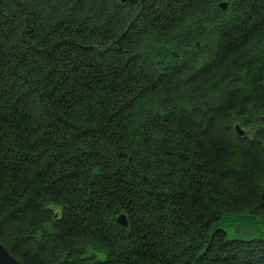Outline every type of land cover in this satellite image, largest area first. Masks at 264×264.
I'll return each mask as SVG.
<instances>
[{
  "label": "trees",
  "instance_id": "16d2710c",
  "mask_svg": "<svg viewBox=\"0 0 264 264\" xmlns=\"http://www.w3.org/2000/svg\"><path fill=\"white\" fill-rule=\"evenodd\" d=\"M263 118L264 0H0V245L264 264Z\"/></svg>",
  "mask_w": 264,
  "mask_h": 264
},
{
  "label": "water",
  "instance_id": "95a60500",
  "mask_svg": "<svg viewBox=\"0 0 264 264\" xmlns=\"http://www.w3.org/2000/svg\"><path fill=\"white\" fill-rule=\"evenodd\" d=\"M121 3L130 2L131 0H118ZM225 5H220L221 9H225ZM264 120V118H263ZM235 132L238 137H244V132L240 129L239 126H235ZM117 223L123 227L127 228L128 223L125 215H120L117 218ZM238 225V230L234 238H255L264 236V220L263 219H249L244 218L240 221L233 222ZM0 264H21L15 260L7 250L0 245Z\"/></svg>",
  "mask_w": 264,
  "mask_h": 264
},
{
  "label": "rangeland",
  "instance_id": "374dc122",
  "mask_svg": "<svg viewBox=\"0 0 264 264\" xmlns=\"http://www.w3.org/2000/svg\"><path fill=\"white\" fill-rule=\"evenodd\" d=\"M242 219H244V218H240L238 220L233 218V219H230L227 221V227H226L225 232L227 234L226 236L228 237V239H233L237 230H238V225L236 223H233V222H236V220L240 221Z\"/></svg>",
  "mask_w": 264,
  "mask_h": 264
},
{
  "label": "bare ground",
  "instance_id": "6f19581e",
  "mask_svg": "<svg viewBox=\"0 0 264 264\" xmlns=\"http://www.w3.org/2000/svg\"><path fill=\"white\" fill-rule=\"evenodd\" d=\"M121 215H122V214H121ZM119 216H120V215H119ZM119 216H118V217H119ZM118 217H117V218H118Z\"/></svg>",
  "mask_w": 264,
  "mask_h": 264
}]
</instances>
